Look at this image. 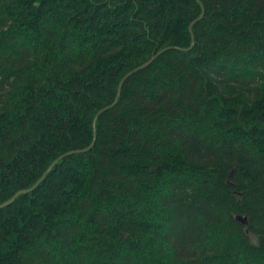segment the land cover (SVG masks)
Returning <instances> with one entry per match:
<instances>
[{
  "label": "trees",
  "instance_id": "trees-1",
  "mask_svg": "<svg viewBox=\"0 0 264 264\" xmlns=\"http://www.w3.org/2000/svg\"><path fill=\"white\" fill-rule=\"evenodd\" d=\"M72 151L0 264H264V0H0V205Z\"/></svg>",
  "mask_w": 264,
  "mask_h": 264
},
{
  "label": "water",
  "instance_id": "water-1",
  "mask_svg": "<svg viewBox=\"0 0 264 264\" xmlns=\"http://www.w3.org/2000/svg\"><path fill=\"white\" fill-rule=\"evenodd\" d=\"M193 25V24H192ZM192 25H191V27H192ZM160 53V52H159ZM154 58H155V56L149 61V62H147L146 64H144L143 66H141V67H139V68H137V69H135L132 73H136L137 71H139V70H141V69H143V68H145L146 66H148L150 63H151V61L152 60H154ZM131 74V73H130ZM130 74H128L126 77H125V79L130 75ZM124 81V80H123ZM122 84H123V82L120 84V89H119V93H120V91H121V87H122ZM118 97H119V94H118ZM116 102H117V100H116ZM104 110H102L99 114H101L102 112H103ZM96 122V120L94 121V123ZM94 141H95V138H94ZM76 151H72V152H69V153H66V154H64V155H62L60 158H58L51 166H50V168L46 171V173L43 175V177L37 182V184L36 185H34L33 187H31V188H26V189H22V190H20L19 192H17L10 200H8V201H6V202H4L3 204H1L0 205V209L1 208H3V207H6V206H8V205H10L12 202H14V200L19 196V195H22V194H26V193H30L31 191H33L41 182H42V180L46 177V175L48 174V172L52 169V167L60 160V159H62V158H64V157H66V156H68V155H70V154H73V153H75ZM236 219L238 220V221H240L241 223H243V224H248V217L247 216H243V215H237L236 216Z\"/></svg>",
  "mask_w": 264,
  "mask_h": 264
}]
</instances>
